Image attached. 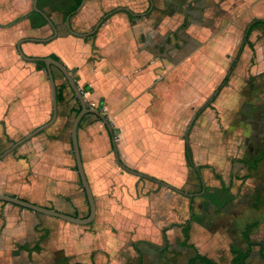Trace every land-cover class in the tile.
<instances>
[{
	"label": "crops",
	"instance_id": "obj_1",
	"mask_svg": "<svg viewBox=\"0 0 264 264\" xmlns=\"http://www.w3.org/2000/svg\"><path fill=\"white\" fill-rule=\"evenodd\" d=\"M9 2L19 14L33 10L34 0ZM111 10L96 36L87 41L71 33L60 34L54 16L59 36L51 41H32L46 39L36 37L40 33L17 37L19 30H0V126L4 122L7 138L18 139L47 123L53 114L43 73L36 63L20 55L18 43L24 41L25 54L41 57L57 54L63 46L71 45L72 51H80L77 63L69 56L73 60L71 67L77 68L76 81L89 86L85 98L101 107L115 129L121 131L117 133L123 159L133 169L179 187L189 180L183 166L186 151L158 154L156 145L150 143L148 149H142L143 123L159 126L164 121L177 123L187 118L185 108L196 105L197 98L180 90H186L198 72L195 65L187 62L216 37H235L240 21L254 16L264 19V0H85L78 20L90 25ZM42 29L44 26L34 30ZM185 78L188 84L184 83ZM209 79L205 77L202 85ZM91 116V121L82 122L79 142L97 204L95 223L77 225L0 201V264H90L88 257L101 253L111 255L105 264H116L114 254L121 247L136 250L141 257L142 244L167 253L177 240L179 248L193 251L179 264H188L197 253L219 264H231V249L247 248L245 233L255 243L249 264H264L260 246L264 244V131L254 148L231 157L235 168L228 182L218 173H214L217 179L210 178L205 169L215 172L211 165L194 164L193 179L200 188L193 198L183 202L179 192L168 187L139 190L140 181L110 160L104 127L94 119L96 115ZM53 126L0 161V193L87 217L90 206L72 153V137L68 142L66 130ZM150 133L155 139L166 137L165 132L158 130ZM219 181L224 191L218 198L213 193ZM169 190L175 194L169 195ZM195 200L199 203L196 210L192 207ZM180 203H187L183 207L189 211L181 224L179 215L184 214L179 211ZM244 208L255 212L257 218L239 231L235 219ZM164 209L171 210L170 215L161 217L159 212ZM220 219L223 224L218 227ZM188 226L190 244L184 232ZM162 255L160 264H170ZM94 257L95 264H100L98 256Z\"/></svg>",
	"mask_w": 264,
	"mask_h": 264
},
{
	"label": "rangeland",
	"instance_id": "obj_2",
	"mask_svg": "<svg viewBox=\"0 0 264 264\" xmlns=\"http://www.w3.org/2000/svg\"><path fill=\"white\" fill-rule=\"evenodd\" d=\"M69 5V0H54L51 5L45 2L43 3V8H45V10L51 14L50 17L52 18V20L54 21L55 19L59 22L60 34L63 35L71 33L66 24L67 19H65L66 13L68 12L70 7ZM53 6H55L56 10L53 9ZM81 9L79 11L76 10L74 12L76 14L73 16L72 20H70L71 28L79 33H87L89 31H92L102 19L105 21L112 12V10L105 11L103 15L98 16L90 25H86L82 22H79L78 20ZM26 14L27 13L19 14L15 10H12L9 0H0V30H19L21 32L17 37H33L32 35H37L40 33V35L36 37L48 38L53 34V29L51 25H49V23L44 25V29H42L41 32H36L37 30L31 28L29 19L25 17ZM52 16H54V19ZM255 19L256 17L254 16L246 21H240L238 25L239 30H237V33H235V37H216L209 46L207 45L203 49L201 54L187 62V65H195L198 68V72L197 74H195L194 78L191 79L188 88L186 90L182 89L180 90V92H184L185 95L189 93L190 95L197 98V104L192 105L190 108H185L186 115H188L187 118L177 123L164 121L163 123H160L159 126H156L154 122H144L143 132H145V137L141 140L144 142L142 144V149H148V143H150V145H156L158 154L166 151L175 152L176 150H179L180 152L181 149L185 152L184 149L187 143L186 132L190 126L192 119L195 117L194 124L189 131L188 140L192 161L197 166L207 163L214 167L215 172H212V170L209 168L205 169V172L210 178L217 179L214 173H218L226 182L229 181L230 173L235 168L234 162L232 164L230 163L231 157H234V155H236L237 157L242 156L243 153L245 151L247 152L250 147L254 148V146H256V143L259 144V137H261L262 132L264 131V26L260 25L256 27L249 36V41L244 44L246 38V30L250 26L251 22H253ZM102 24L100 25V27L102 26ZM30 29H32L33 31H31ZM97 31L99 32V29ZM234 31L236 30L233 29V32ZM85 38L86 37H84L83 39ZM87 40L90 39H85V41ZM71 47V45H68V47L63 46L61 49H59L57 55L60 57L62 62L66 64L68 69L71 71L74 79L76 80L77 78H79V76L77 75V68H73L71 67V65L73 64V62L77 63V61L79 60L80 51L76 48L72 51ZM69 56L73 57L74 61L71 60ZM53 70L56 74L57 85L63 84L66 86L65 95L67 99L66 102L59 103V105L61 104V109L59 110L58 119L53 127L59 129V131L66 130L67 139L68 142H70L75 112L68 111L71 107H73V109H77L79 107V103L75 98V93L72 87L68 83L66 77H64V74L61 72V70L56 67H54ZM41 71L46 81L48 101L50 104H52V90L48 72L45 68H41ZM179 75L181 76L180 73ZM207 76L208 79L209 76L211 77V79H209L203 86L202 82H204V79ZM183 80L186 81L187 79L185 78ZM188 82L189 81H186L184 83L188 84ZM198 82L200 83L198 84ZM76 83L85 95V92L89 90V86H86L84 84L80 85L77 81ZM85 99L89 107H94L95 109H98L104 115H106L102 111L101 107L92 103V100L90 98L87 97ZM179 101L183 100L179 98ZM91 117V115L86 116V118L84 119V124L91 121ZM94 119L98 120L97 117H94ZM100 123H102L104 127V132H106L104 139L106 140V145L109 147L108 149L110 160L118 164L116 161V153L112 144L111 134L104 122L100 121ZM110 123L112 124V127L114 129V135L116 136L119 148V141L121 139V137H119V133L121 131L119 129H115L111 121ZM154 130L165 132L166 137L155 139V137L151 136L150 133ZM5 131V125H3L2 123L0 126L1 153L6 146H10L12 143H15L17 140L22 138L16 137L18 139H13L16 140L15 142H10V138H7L4 135ZM117 131L119 133H117ZM13 133L17 132L15 131ZM25 134H23V137L25 136ZM71 149H73L72 143ZM119 154L123 163L131 167V165H129L127 161L123 159V156L120 152ZM195 165L190 166L186 153H184L183 166L184 169L189 173V180L187 183L185 181L184 184L179 185V188L188 193H197L200 188V184H197L196 181L194 182L193 179L195 178L196 172ZM119 167L121 171L128 173L132 178L135 177L134 179H136L137 181H141L140 176L125 171L120 165ZM137 171L144 173L143 170ZM142 183L143 185L144 183L149 184V186L145 187L146 190L166 189L164 188L166 186L158 182ZM216 187V191L214 189V186H211L210 189H214L215 192L213 191V196L219 198L224 191L221 188L220 181L218 182ZM172 190H169V195L175 194V191ZM169 197L170 196H166L167 201H171ZM188 198V196L179 193V199H183V202L187 201L186 199ZM200 200L201 199H199V201ZM183 205L186 206L187 203L179 204V211L180 213L184 214V216L179 215V221L182 220V222H179L180 224L185 221L189 212L188 208L183 207ZM198 205V201L195 200L192 207H194L196 210ZM212 208L214 207L212 206ZM170 212L171 210L164 209L160 210L159 213L162 217L163 215H170ZM239 212L240 214L238 215V217H236L235 220L237 224L236 229H239V231H241L245 228L248 222L255 220V218H257V215L255 212L245 208L243 210H239ZM94 221L90 224H86L85 226L93 225V223H95ZM217 224L218 227L221 226L223 224L222 219H220ZM178 242L179 240H177V242H175V244L172 246L173 250L167 253L165 251H156L154 250V248L142 244L141 248L144 254H142L141 257H139L140 254H138L139 252L137 253L136 250H128V248L124 249V247H121L119 250L117 249L114 254V256H116L117 258V261L115 263L160 264V255L164 254L162 256L167 257L170 260V264H179L183 261H186V259L191 254H193V251H187L183 248H179ZM94 256H98L97 260L100 264H105L106 261L111 258V255L108 254H94L88 257V260H91V262L93 260V264H95ZM91 262L90 264H92Z\"/></svg>",
	"mask_w": 264,
	"mask_h": 264
},
{
	"label": "water",
	"instance_id": "obj_3",
	"mask_svg": "<svg viewBox=\"0 0 264 264\" xmlns=\"http://www.w3.org/2000/svg\"><path fill=\"white\" fill-rule=\"evenodd\" d=\"M38 2H39V0H34L33 9L35 11L41 13L47 19V21L51 25L54 33L46 39H32V41H40V42L51 41L58 36L59 31H58L57 26L53 22L52 18L39 7ZM84 3H85V0L82 2L80 7L77 9V11H79L84 6ZM125 10L128 12H131V10H129L127 8H125ZM71 15H69L67 20H66L67 27L73 35L78 36V37H82V38L88 37V36H91L92 34H94L99 29L100 25L104 21L102 19L100 21V23H98L95 26V29L91 32L79 33L77 31H74L70 26ZM250 27H251V25L248 27V30L250 29ZM248 30H247L246 34H248ZM22 43H24V41H20L18 43L17 47H18V51H19L20 55L25 60L31 61V62H43L46 66L48 76H49V80L51 83L53 114H52L51 119L47 123H45V124L39 126L38 128L34 129L33 131H31L30 133H28L27 135H25L21 139L17 140L15 143H12L7 149H5L2 153H0V161L2 159H4L5 157H7L8 155L15 152L21 145H23L24 143H26L27 141H29L33 137L39 135L40 133L44 132L45 130H47L48 128L53 126L55 124V122L57 121L58 114H59V103H58V98H57L58 90H57V82H56L55 74H54V70H53L54 67H57L66 76L70 86L72 87V89L75 93V96L78 98V100L82 106L81 111L74 118L73 125H72V131H71V137H72L73 153H74L76 164H77V170H78V173H79L80 178H81V183L83 185V188H84L86 195H87V198H88L90 210H89V215L87 217L82 218V217H78V216H74L71 214H67V213L57 211L55 209L47 208V207L38 205L36 203H32L30 201H27L25 199L13 196V195L8 194V193H0V201L10 202V203L19 205L21 207H25V208H28V209H31V210H34V211H37L40 213H44L47 215H51V216L63 219V220L68 221L70 223L79 224V225L90 224L96 219L97 204H96V200H95L94 193H93V190L91 188L88 176H87L86 171H85L81 147H80V142H79V127H80V124L86 115H88V114L96 115L97 117L102 119L104 124L107 126V128H108V130L112 136V144H113V147H114V150L116 153V161L125 171L132 173L134 175L140 176V177H145V176H147V174L139 172L136 169H133V168H131V167H129L123 163V161L121 160L120 154H119L118 143H117L116 136L114 135V129L112 127V124L110 123L108 118L101 111H99L98 109H95L93 107L88 106L87 101L85 99V96L83 94V91L80 89V87L76 83V80L74 79V77H73L71 71L68 69V67L62 61L57 60L51 56L41 57V56H29V55L25 54V52L22 49ZM194 121H195V117L192 119L190 126L186 132V142L187 143L189 140V131H190L191 127L193 126ZM197 170H198V168H197ZM157 182L168 187V188H170V189H173V190H175L181 194H184L188 197H191V198L194 197L193 193H188V192L184 191L183 189L176 187V186H174V185H172L166 181L157 179Z\"/></svg>",
	"mask_w": 264,
	"mask_h": 264
},
{
	"label": "trees",
	"instance_id": "obj_4",
	"mask_svg": "<svg viewBox=\"0 0 264 264\" xmlns=\"http://www.w3.org/2000/svg\"><path fill=\"white\" fill-rule=\"evenodd\" d=\"M70 1V7H69V10H68V12L66 13V18L65 19H67L68 18V16L69 15H71V20H72V18H73V16L76 14V13H74L79 7H80V5L82 4V2L84 1V0H69ZM48 3V4H52L53 2H54V0H39V2H38V5H39V7L45 12V13H47L49 16L51 15L48 11H46L45 10V8H43V3ZM53 9H55L56 10V8H55V6H53ZM25 17L27 18V19H29V21H30V26H31V28H33V29H35V28H41V27H43L44 25H46L47 23H48V21H47V19L41 14V13H39V12H37V11H35L34 9L31 11V12H29V13H27L26 15H25ZM260 25H263L264 26V19L263 18H256L253 22H252V24H251V27H250V29L248 30V34H246V38H245V42H244V44H246L248 41H249V36L251 35V33H252V31L256 28V27H258V26H260ZM95 35H96V33L93 35V36H89V37H86L85 39H91V38H93V37H95ZM51 57H53V58H55V59H57V60H60V61H62L61 59H60V57L57 55V54H51L50 55ZM36 64H37V67L39 68V69H41V68H45L46 69V66H45V64L43 63V62H35ZM62 72V71H61ZM55 74V73H54ZM64 77H66L65 75H64ZM55 79H56V74H55ZM67 79V78H66ZM69 83V82H68ZM65 88H66V86L65 85H57V90H58V94H57V98H58V103H61V102H66L67 101V99H66V95H65ZM75 98L77 99V101H78V103H79V107L77 108V109H71L70 111H74L75 112V116L81 111V109H82V106H81V104H80V102H79V100H78V98L75 96ZM88 115H91V114H88ZM88 115H86V116H88ZM86 116H85V118H86ZM84 118V119H85ZM98 118V120H100V121H102V119H100L99 117H97ZM84 119H83V121H84ZM82 121V122H83ZM82 122H81V124H80V127H79V129L81 128V125H82ZM3 125H5L4 124V122H3ZM16 140H13V139H10V142H15ZM185 151H186V156H187V158H188V162H189V164H190V166H193L194 165V162L192 161V156H191V151H190V147H189V144L188 143H186V145H185ZM1 153V152H0ZM201 168V167H200ZM143 180H145V181H143ZM142 182H157V178H155V177H153V176H149V175H147V176H145V177H141V181H140V184H138L139 186H138V188H139V190H144V188L146 187V186H149V184L148 183H144V185H143V183ZM146 190V189H145ZM149 190H151V189H149ZM143 192V191H142ZM189 225H190V223H189ZM185 236H186V240H187V242L189 243L190 242V226H188L186 229H185ZM164 239H165V248L168 246V244H167V242H168V239H167V235H166V231L164 232ZM244 239L246 240V242H247V248L246 249H241V248H237V247H233L232 249H231V252H232V259H231V264H249V262H248V260H249V258H250V256H251V253H252V251H253V248H254V246H255V243H253L251 240H250V237H249V233H245L244 234ZM190 244V243H189ZM260 246H261V256H262V258L264 259V244H260ZM197 261H200V262H203V263H205V264H219L217 261H215L214 259H211V258H209V257H207V256H204V255H201V254H199V253H197L196 255H195V257H193L190 261H189V263L188 264H194L195 262H197ZM72 264H82V263H72Z\"/></svg>",
	"mask_w": 264,
	"mask_h": 264
},
{
	"label": "flooded vegetation",
	"instance_id": "obj_5",
	"mask_svg": "<svg viewBox=\"0 0 264 264\" xmlns=\"http://www.w3.org/2000/svg\"><path fill=\"white\" fill-rule=\"evenodd\" d=\"M94 29H95V27H94ZM94 29H93V30H94ZM93 30H92V31H93ZM89 32H91V31H89ZM96 32H97V31H96ZM96 32H95V33H96ZM53 33H54V32H53ZM95 33H94V34H95ZM94 34H92L91 36H93ZM56 68H57V67H56ZM111 137H112V136H111Z\"/></svg>",
	"mask_w": 264,
	"mask_h": 264
},
{
	"label": "built area",
	"instance_id": "obj_6",
	"mask_svg": "<svg viewBox=\"0 0 264 264\" xmlns=\"http://www.w3.org/2000/svg\"><path fill=\"white\" fill-rule=\"evenodd\" d=\"M94 104V103H93ZM94 108V107H93Z\"/></svg>",
	"mask_w": 264,
	"mask_h": 264
}]
</instances>
